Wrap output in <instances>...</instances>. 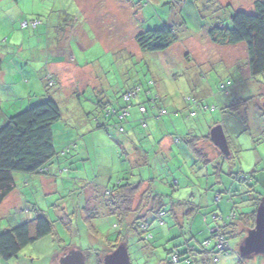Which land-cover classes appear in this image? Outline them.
<instances>
[{"label":"rangeland","instance_id":"obj_1","mask_svg":"<svg viewBox=\"0 0 264 264\" xmlns=\"http://www.w3.org/2000/svg\"><path fill=\"white\" fill-rule=\"evenodd\" d=\"M254 1L0 0V59L3 72L9 70L3 78L14 72L22 76L18 83L1 81L0 116L10 118L48 98L58 104L61 114L52 126L57 155L42 175L49 180L48 193L43 194L39 176L16 173L21 200L10 199L0 209V232L33 219L35 211L41 210L53 234L24 247L9 261L0 259V264H58L71 249L87 252L85 264H96V255L121 236L130 264H187L188 250L213 248L215 242L207 240L221 219L239 224L238 215L247 212L246 204L255 205L264 195V75L248 76L245 44L219 46L207 32L218 24L229 27L236 11L252 13ZM23 21L37 26H22ZM164 25L173 30L171 47L163 52L141 51L134 37ZM47 43L65 62L54 68L60 76H52L53 85L47 76L43 78L45 60L33 54ZM148 86L168 114L156 117L155 103L141 94ZM130 91L136 96L125 100ZM237 95L247 100L246 106L236 112L224 110ZM100 102H108L107 107L102 109ZM124 102L131 106L119 110ZM143 102L146 126L138 121ZM107 110L129 111V121L135 120L120 133L112 128L117 117L108 116ZM1 121L5 120L1 117ZM99 124L108 125V132L97 128ZM217 125L223 128L231 153L221 165L218 162L219 177L213 164L200 162L185 143H173L170 153L151 151L149 166L140 167L128 163L117 142L144 140L132 133L142 132L151 148L172 133L178 138L195 136L202 151L213 150L207 141ZM31 177L38 178L35 185L26 184ZM141 179L153 181L165 211L159 219L155 212L147 218L151 241L128 230L132 218L122 226L101 205L104 192L118 181ZM233 207L236 221L228 220ZM90 210H97L91 225L85 221ZM192 210L196 213L190 219L186 213ZM238 226L235 232L225 231L227 254L215 256L209 264H239L238 246L247 228ZM218 234L226 236L221 229ZM177 254L179 262H171ZM245 264H264V256Z\"/></svg>","mask_w":264,"mask_h":264},{"label":"trees","instance_id":"obj_2","mask_svg":"<svg viewBox=\"0 0 264 264\" xmlns=\"http://www.w3.org/2000/svg\"><path fill=\"white\" fill-rule=\"evenodd\" d=\"M26 25H28V28H32L28 23H26ZM207 34L209 40L219 46H235L241 43L245 44L247 55L246 71L248 76L250 79H254L257 76L264 75V0L254 1L252 13H247L243 10L233 13L230 16L229 27L218 24L209 29ZM134 39L141 51L150 53L166 51L175 41L173 30L167 25H164L159 29L141 32L137 34ZM1 70L2 61L0 59V74ZM46 81L49 82V85H53L51 76H47ZM150 87L151 86H148V89L144 90L145 93L143 92L141 94L145 96L149 103H155L154 107L158 110L156 117H160L159 111L161 110L165 112L163 115L168 114V111L165 108L162 109V107H160L161 104L157 103L158 101L156 100L158 99V95L156 94L155 96L151 92ZM232 101L233 102H230V104L225 105L223 109L228 112H236L238 109L245 107L247 102L246 99L238 97V95L234 97ZM107 103L100 102L99 106L104 109L107 107ZM196 103L197 102L192 105H196ZM129 106H131V104L126 102L119 103V110H127V107ZM141 107L144 108V112L139 110L141 116L138 118V121L141 119L142 125L146 126L143 114H147V110L144 102L139 104V108ZM262 112L264 116V109ZM106 113L110 117L114 115L117 117L119 122L115 121L112 128L114 127L118 129L120 133L126 131L123 127L124 125L128 126L133 124L132 121L135 120L131 119V121H129L131 117V115H127L130 114L129 111L127 114H124L126 113L125 111L124 113L122 111V114H119L118 111L112 112L111 110H107ZM174 113L177 114L178 111ZM60 119L61 114L58 104L54 100L48 98L43 102L7 118L6 121L0 125V206L16 188L14 174L18 173L20 175L32 176L44 175L45 172H47V166L57 155L53 145L52 126L60 121ZM108 127V125L104 124H99L97 126V128H102L106 132H108ZM132 133L137 138L140 136V138L144 140L137 141L140 144L132 142L131 140H126L128 146L127 149L125 147L126 141L124 140L120 142L119 140L117 142L120 146V152L126 154L130 161L128 162L130 165L132 163L133 165L140 167L149 166V156L151 151H154L155 148L153 149V146L151 148L149 147L147 135L141 134L142 132H139V134L136 132ZM197 139L198 138L195 136H190L188 138V135H185L184 138H178L176 135L175 142L177 144L185 143L187 148L193 150L195 156L200 157V162L207 163L206 155L201 154V148L198 147L197 144L199 140ZM158 142H156V144ZM207 142L216 153L220 165L223 162V158H231L230 150L229 156L225 157L211 143L209 137ZM213 168L216 169V174L219 176L218 172L221 171V168L218 167V163L215 165L213 164ZM244 176L246 175L240 177L241 180L246 179ZM153 184L154 183L151 179H141L137 183H131L127 180L119 182L118 184H115L112 189L104 192L105 198L101 202L105 214L117 217L122 226L123 224H126L125 220L128 217L130 219L132 218L130 224H126V226L128 230H134L140 234L143 233V241H151V237L149 236V225L147 224V218L150 213L155 212L157 219L165 215V211L163 212V210H161L162 205L160 203V197L162 196L154 191ZM147 200H149L150 206H153L152 210L150 207L147 208ZM259 200L260 198L256 199L255 205L249 203L246 204V207L248 208L247 212L238 215V225H240V228H247V230H249L254 227L255 211ZM235 210V207H233L232 216L228 220H237V213H235ZM96 211L97 210H92L89 212V215L86 216L85 221L89 222V225L92 224V219L95 218L94 214ZM142 211L143 213L141 214L140 212ZM160 213H163V215L159 216ZM195 213L196 211L192 210V213L187 212L186 214H191L190 217H188L191 219ZM217 219L218 218H215V220ZM222 220L224 221V219H221L218 224L213 226L221 229L222 235H226L225 231L227 229L232 228L234 231V229H238L239 227L234 222H221ZM52 234L53 228L51 223L41 210H37L35 211L33 219L0 232V259L3 261H9L15 258L24 247L33 244L44 237L51 236ZM224 238L228 243L227 235L224 236ZM209 240L215 242L212 249H203L200 252L190 249L186 252L188 253L187 264H209V262L214 261L215 256L227 254L228 250L226 252H221L218 249L214 234H210V238L207 241ZM124 241L125 240L122 236L118 237L114 242L109 241L111 242L109 244L110 246L106 248V251H103V253L96 255L95 263L103 264V256L113 251L118 244ZM84 255L86 258L89 256L87 252H84ZM175 258L176 262H179L178 254L172 256L171 262H174ZM239 264H245V260L240 259Z\"/></svg>","mask_w":264,"mask_h":264},{"label":"water","instance_id":"obj_3","mask_svg":"<svg viewBox=\"0 0 264 264\" xmlns=\"http://www.w3.org/2000/svg\"><path fill=\"white\" fill-rule=\"evenodd\" d=\"M264 108V99L262 101ZM211 143L222 153L229 156V147L223 128L220 125L210 130ZM126 243L121 242L117 247L102 258L103 264H130ZM239 257L249 260L255 256H264V195L260 198L255 211L254 227L247 230L238 246ZM86 256L81 250L71 249L59 258L58 264H85Z\"/></svg>","mask_w":264,"mask_h":264},{"label":"crops","instance_id":"obj_4","mask_svg":"<svg viewBox=\"0 0 264 264\" xmlns=\"http://www.w3.org/2000/svg\"><path fill=\"white\" fill-rule=\"evenodd\" d=\"M17 5V4H16ZM33 51V50H32ZM33 54L34 55H36V56H40V57H42L44 60H45V62H46V64H45V73H44V77L43 78H45L46 76H53V75H57V76H60V74H59V72H58V70H54V68H61L63 65H64V57L62 56V55H59V53L57 54L56 53V50L55 49H53V47H52V43L51 44H49V43H47L45 46H44V48H42V49H37V50H34V52H33ZM51 57V58H50ZM67 58H68V61L69 62H75V59L72 57V56H67ZM12 60V59H11ZM12 63H14V60H12ZM49 67V68H48ZM65 67V66H64ZM47 69H48V72H47ZM7 72L9 73V70H7ZM6 71H4L3 72V70H1V74H0V83H1V81L3 82H5V80H6V82L9 80V79H11L12 81H14L15 83H18V82H21L20 80H19V78L20 77H22L21 75H19V73L20 72H18V73H16V72H14V74H11L10 76H9V78H7L8 76H6V78L4 79L3 77H4V75L7 73ZM46 74V75H45ZM5 84V83H4ZM11 91V90H10ZM7 93L9 94V91H7ZM11 96V95H10ZM16 99H17V97H16ZM15 99V100H16ZM109 99V98H108ZM11 105H14L13 103H12V101H11V103H10ZM0 115H1V113H0ZM132 115V114H131ZM1 117L3 118V120H5L6 121V118H4L5 116H0V124H2V123H4V121H1ZM175 138H176V135H173L172 133L171 134H168V135H165V136H163L162 138H160L158 141V143L157 144H155V146L153 147V149L155 148V154L157 153H159V152H163V153H170V146L174 143H176L175 142ZM126 141V140H125ZM204 143H206V142H204ZM203 143V144H204ZM208 143V142H207ZM125 144H126V149L128 148V146H127V141L125 142ZM205 145V144H204ZM208 146H209V143H208ZM198 147H200V145L198 146ZM205 147H207L206 145L205 146H203V149L205 148ZM189 149V148H188ZM189 153H191L192 155L194 154V152H193V150H191V149H189ZM201 154H204V155H206L205 157H206V162H209V163H211V164H216V163H218L219 162V159H217V155H216V153L213 151V150H210L209 148H207V151H202L201 150ZM195 155V154H194ZM196 157V156H195ZM202 162V161H201ZM203 164H204V162H203ZM215 169V168H214ZM218 174H219V172H218ZM35 176H39L40 178H39V183H40V185H42V187H43V189H42V192H43V194L44 193H48V191H47V188H48V182H49V180H47V179H44V178H42L43 176L42 175H35ZM217 177H219V176H217ZM37 177H35V178H33V177H31V178H28V180L26 179L25 181H26V184H29V185H32V183L34 184V182L35 181H37ZM119 183V181L116 183V184H118ZM35 185V184H34ZM17 189V187L15 188V190L3 201V203L1 204V206H0V209L5 205V203L6 202H8V201H10V199H14V201H19V200H21V193H20V191L19 190H16ZM155 190V189H154ZM15 195V196H14ZM86 199H88V197L86 198ZM9 205H11V203L9 204ZM173 213L175 214V209H174V211H173ZM178 216H179V214H178Z\"/></svg>","mask_w":264,"mask_h":264},{"label":"built area","instance_id":"obj_5","mask_svg":"<svg viewBox=\"0 0 264 264\" xmlns=\"http://www.w3.org/2000/svg\"><path fill=\"white\" fill-rule=\"evenodd\" d=\"M22 26H26V22H23V23H22ZM31 26H32V28H35V27L37 26V23L34 22V21H32ZM135 95H136V94H135L133 91H131L130 93H128V94L125 95V100H129V99H131V98H134ZM139 110H140L141 112H144V108H143V107L139 108ZM123 113H124V112H123ZM124 114H126V113H124ZM163 114H165V112H164L163 110L159 111V116H161V115H163ZM122 116H123V115H122ZM162 215H163V213H160V214H159V216H162ZM218 231H219V228L216 227L215 230H212V231H211V234H214V235H216V237H218V238H216L218 249H219L221 252H224V251L226 252V251L228 250V247H227V241L225 240L224 237H222L223 239L220 238V235L218 234ZM174 261H176V258L174 259Z\"/></svg>","mask_w":264,"mask_h":264}]
</instances>
